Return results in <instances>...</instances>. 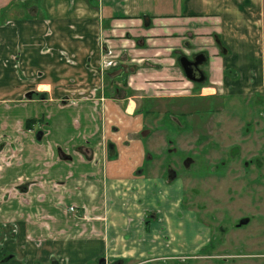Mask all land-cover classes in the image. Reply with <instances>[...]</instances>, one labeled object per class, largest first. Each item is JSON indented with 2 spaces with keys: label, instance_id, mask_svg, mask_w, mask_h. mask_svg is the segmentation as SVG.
I'll list each match as a JSON object with an SVG mask.
<instances>
[{
  "label": "crops",
  "instance_id": "0c3cea01",
  "mask_svg": "<svg viewBox=\"0 0 264 264\" xmlns=\"http://www.w3.org/2000/svg\"><path fill=\"white\" fill-rule=\"evenodd\" d=\"M165 3L173 13H160L168 9L160 0H0V201L14 197L0 204V235L11 232L7 250L20 244L0 264H22L23 257L25 264H82L102 255L147 264L207 243L199 220L190 224L193 240L166 242L165 235L178 238L185 229L181 180L137 172L141 143L128 156L112 141L118 131L109 121L123 117L125 99L102 75L125 61L138 68L137 86L129 76L134 89L173 84L190 92L175 54L208 49L218 82H230L224 73L236 69L254 71L263 86L264 0ZM134 107L132 101L127 113ZM71 205L86 215L70 219L64 210ZM27 215L52 220L54 235L46 221L28 227Z\"/></svg>",
  "mask_w": 264,
  "mask_h": 264
},
{
  "label": "rangeland",
  "instance_id": "374dc122",
  "mask_svg": "<svg viewBox=\"0 0 264 264\" xmlns=\"http://www.w3.org/2000/svg\"><path fill=\"white\" fill-rule=\"evenodd\" d=\"M160 1L166 4L165 0ZM167 6L168 9L161 8L159 12L173 13L172 6ZM160 67L162 69L163 66L157 68ZM127 71L119 80L121 85H117L126 97L125 113L115 122L113 119L109 121L119 126L114 127L118 132L112 141L122 146L128 156L135 153L134 143H141H137L138 148L135 149L140 153H135L140 163L137 172L141 171L147 177L164 175L165 178L175 174V179L181 180V207L184 212L180 219L184 221L185 229L178 238L165 235L167 243L180 247L193 240L190 224L195 221L204 225L207 234L208 226L211 227L214 239L211 246L201 253L186 250L147 264H264V83L263 86L256 84L257 74L254 71L246 76L242 71L229 69L224 75L230 82L224 86L222 81L218 82L221 79L213 77L208 69L214 83L197 84L199 93L182 92L185 89L173 84L160 87L148 84L145 89L129 86L126 91L123 88L129 76L132 75L133 86L139 82V75L133 76L134 72ZM102 76L104 86L108 83L113 94L117 95V86L111 83L114 80L107 74ZM174 81L163 80L165 83ZM226 92L234 94L227 98ZM132 101L135 107L127 113ZM209 109H214L215 114H210ZM119 118L125 122L122 123ZM48 121L51 120L40 124H47ZM130 130L134 131L130 133ZM236 147L242 148L239 153L235 152ZM127 155H124L126 159ZM60 180L63 182V179ZM13 198L12 195L6 196L0 201V204L5 202L1 206H8ZM22 198L28 200V197ZM71 206L64 210L70 219L86 215V208L76 206L75 210H70ZM26 217L28 227L33 220L35 223L46 221L34 216ZM0 220L6 223L1 214ZM151 220L149 217L150 223ZM51 221L48 219L44 224L49 233L55 229ZM9 235L11 232L5 230L0 235L3 239L1 243L5 245L6 252L15 254L20 244L15 241L14 251L7 250ZM236 253L240 257L229 256ZM92 260L89 256L82 264ZM20 261L25 264L27 259L23 257ZM28 262L33 261L29 259ZM136 262L126 261L125 264Z\"/></svg>",
  "mask_w": 264,
  "mask_h": 264
},
{
  "label": "flooded vegetation",
  "instance_id": "af4514ba",
  "mask_svg": "<svg viewBox=\"0 0 264 264\" xmlns=\"http://www.w3.org/2000/svg\"><path fill=\"white\" fill-rule=\"evenodd\" d=\"M175 56L177 58V65H178L179 68H181L183 76L186 77L185 72H184V68H183V66L181 64V58L183 56H187L188 59H190L191 62H195V64H191V63L186 62L187 69L189 70L191 75L197 76V78L198 77H202V74L198 73L199 70H201L204 73V75H205V79L201 80V81H199V80L198 81H193V80L188 79L189 81H191L193 83V85L191 87V91H197L199 93L200 88L196 86L197 84L203 85V84H208V82H209V84L210 83H214V82L211 81L210 76H209V72H208V69H209V66H210V51L208 49H202V50H198V51H193V52H191L189 54L176 53ZM128 69L131 70L132 72L136 73L138 68H137V66L135 67L133 64H126L125 61H115L113 69H110L109 71L106 72V74L109 76V78L114 80L113 82H111L114 87H116L119 84L121 85V81H119V80H121L124 77L125 73L128 72L127 71ZM133 69H134V71H133ZM110 74H115V75L113 77H110ZM115 81H117V82H115ZM129 82H130V79L128 77V79L126 80V84L124 83V88H123L126 91L128 90V87L130 86ZM225 83H226V81H224L222 84L225 86ZM228 90H230V88ZM116 92H117V95L119 97H122L126 101V97L123 96V94L120 93L121 92V88L120 87H118V86L116 87ZM226 93H227L226 94L227 98L231 97L234 94V92H232V93L226 92ZM208 112L210 114H215L214 109H209ZM141 125H142V123H141ZM115 127L117 128L119 126L115 125ZM239 149L241 150L242 148H239V147L237 148L236 147V149H235L236 151L235 152H238ZM173 175L175 176V174H173ZM168 178H171V176H169ZM0 232H2L1 225H0ZM208 232H209L208 233L209 237H208L207 243L204 246H202L197 253L203 252V250H205L206 248L210 247L212 242L214 241L213 234H212V228L209 227V226H208ZM13 255L14 254H12V253L5 252L4 253V258L3 257L0 258V263H2L3 259L4 260L8 259V258H10ZM229 256L240 257L239 253H236L235 255H229ZM33 264H60V261L57 260V259H53L52 258L50 261L36 260L35 262H33ZM87 264H125V262H123L122 260L106 259L105 257H102V258H97L95 260H92V262L87 263Z\"/></svg>",
  "mask_w": 264,
  "mask_h": 264
},
{
  "label": "water",
  "instance_id": "95a60500",
  "mask_svg": "<svg viewBox=\"0 0 264 264\" xmlns=\"http://www.w3.org/2000/svg\"><path fill=\"white\" fill-rule=\"evenodd\" d=\"M186 62L191 63V64H195V62H191L190 59H188L187 56H183L181 58V64H182V66L184 68L185 75H186V77L188 79L193 80V81H198V80L201 81V80H204L205 79V75H204V73L201 70H199L198 73H201L202 74V77H198L197 78V76L191 75L190 72H189V70L187 69ZM133 71H134V69H133ZM114 75L115 74H110V77H113Z\"/></svg>",
  "mask_w": 264,
  "mask_h": 264
},
{
  "label": "trees",
  "instance_id": "16d2710c",
  "mask_svg": "<svg viewBox=\"0 0 264 264\" xmlns=\"http://www.w3.org/2000/svg\"><path fill=\"white\" fill-rule=\"evenodd\" d=\"M11 8V6L10 7H7V8H4L3 9V13L5 14V12L7 11V10H9ZM34 120L33 119H29L28 121H27V127H29V125L33 122ZM171 179H175V176L173 175V176H171Z\"/></svg>",
  "mask_w": 264,
  "mask_h": 264
},
{
  "label": "built area",
  "instance_id": "2783aa9c",
  "mask_svg": "<svg viewBox=\"0 0 264 264\" xmlns=\"http://www.w3.org/2000/svg\"><path fill=\"white\" fill-rule=\"evenodd\" d=\"M75 207H76V206H71L69 209H70V210H75ZM69 209H68V210H69Z\"/></svg>",
  "mask_w": 264,
  "mask_h": 264
}]
</instances>
